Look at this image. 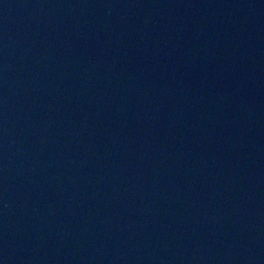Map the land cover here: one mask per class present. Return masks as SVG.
Wrapping results in <instances>:
<instances>
[{"label": "water", "instance_id": "95a60500", "mask_svg": "<svg viewBox=\"0 0 264 264\" xmlns=\"http://www.w3.org/2000/svg\"><path fill=\"white\" fill-rule=\"evenodd\" d=\"M0 264H264V0H0Z\"/></svg>", "mask_w": 264, "mask_h": 264}]
</instances>
